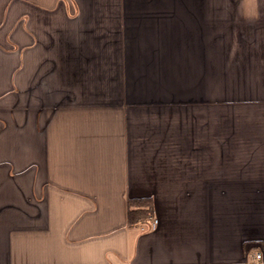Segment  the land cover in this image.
<instances>
[{
    "label": "crops",
    "instance_id": "1",
    "mask_svg": "<svg viewBox=\"0 0 264 264\" xmlns=\"http://www.w3.org/2000/svg\"><path fill=\"white\" fill-rule=\"evenodd\" d=\"M0 264H264V0H0Z\"/></svg>",
    "mask_w": 264,
    "mask_h": 264
},
{
    "label": "trees",
    "instance_id": "2",
    "mask_svg": "<svg viewBox=\"0 0 264 264\" xmlns=\"http://www.w3.org/2000/svg\"><path fill=\"white\" fill-rule=\"evenodd\" d=\"M128 204V219L132 226L147 222L154 216V203L151 198H133Z\"/></svg>",
    "mask_w": 264,
    "mask_h": 264
},
{
    "label": "built area",
    "instance_id": "3",
    "mask_svg": "<svg viewBox=\"0 0 264 264\" xmlns=\"http://www.w3.org/2000/svg\"><path fill=\"white\" fill-rule=\"evenodd\" d=\"M148 222H149V226H150L151 229H155L157 227V225H158V220H157V218H154V217L149 219ZM255 259L258 260V261L261 260L262 259V254L261 253H257L255 255Z\"/></svg>",
    "mask_w": 264,
    "mask_h": 264
}]
</instances>
